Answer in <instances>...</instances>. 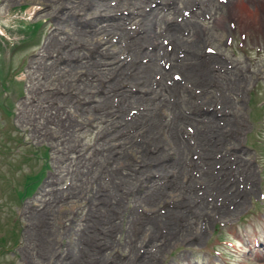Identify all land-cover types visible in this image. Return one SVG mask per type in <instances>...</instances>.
<instances>
[{
	"label": "rangeland",
	"instance_id": "obj_1",
	"mask_svg": "<svg viewBox=\"0 0 264 264\" xmlns=\"http://www.w3.org/2000/svg\"><path fill=\"white\" fill-rule=\"evenodd\" d=\"M188 1L0 0V264H264V32Z\"/></svg>",
	"mask_w": 264,
	"mask_h": 264
},
{
	"label": "bare ground",
	"instance_id": "obj_2",
	"mask_svg": "<svg viewBox=\"0 0 264 264\" xmlns=\"http://www.w3.org/2000/svg\"><path fill=\"white\" fill-rule=\"evenodd\" d=\"M160 7L159 8H153L150 9L151 10V14H159V16L162 14L161 11L162 10V6L164 7H169L170 10L173 9L174 5L176 4V2H174V0H158ZM190 0L187 2V4H189ZM195 4H200L197 1H194ZM252 6V7H251ZM42 13L46 12L41 11ZM30 13H34V10L30 11ZM229 23L232 25V27L239 29L243 34H258V33H263L264 32V0H255V4L250 5V2L248 0H241V2L239 0L234 1V2H230L229 6H228V11H227V15H226ZM140 20L138 23H143L144 19L142 18V16H139ZM225 19L220 17L217 18L216 20V26L217 27H221L222 30L224 31H228V29L225 27ZM151 21H148L147 26L150 25V28H154L158 26V22H153L151 23ZM193 27V38L192 39H185L184 45L181 44L179 38H177V33H181V30H183L182 25H175V31L173 29H171L170 26H167L166 29L169 31V33H171L172 37L171 39L173 40V43L176 44V46L178 45H183L185 48H187V54L190 53L189 51L193 49H198L200 48L202 45H204V41H205V37L204 35H207L206 31L202 30V27L197 26L195 24H192ZM27 28H31L30 25V19H27L25 21V23L22 25V27L20 28L21 31H24ZM150 28H145V29H140L141 30V34H145V36L153 39V41L156 40L157 36L159 35V33H151V29ZM130 40L133 41V38L130 37ZM178 40V42H177ZM157 47L159 46L158 43ZM157 47L156 45H154L155 50L157 51ZM191 47V48H188ZM153 58H150L148 55H146L145 58H147L150 61L151 65L153 67H156V70L161 69V67L159 66V61L160 59H166L167 56H158L156 52L153 54L152 56ZM190 57V55H189ZM169 59V58H168ZM156 62V63H155ZM138 64V63H137ZM140 66V65H138ZM177 65H172L171 69L176 68ZM160 73L163 75V77L165 78L168 73L163 71L162 69L159 70ZM147 69L144 68L143 69V73H146ZM157 86L160 84L156 83ZM170 86H174V84H171ZM153 91L151 90L150 94H152ZM153 140L148 139L147 143L151 142ZM211 214H209L208 212L204 211V216L210 217ZM151 254V253H150ZM150 258H152V255H150Z\"/></svg>",
	"mask_w": 264,
	"mask_h": 264
}]
</instances>
